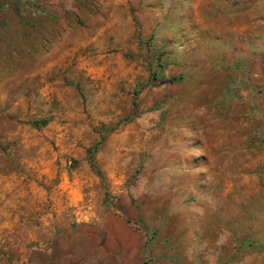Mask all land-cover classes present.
I'll list each match as a JSON object with an SVG mask.
<instances>
[{
	"label": "rangeland",
	"instance_id": "1",
	"mask_svg": "<svg viewBox=\"0 0 264 264\" xmlns=\"http://www.w3.org/2000/svg\"><path fill=\"white\" fill-rule=\"evenodd\" d=\"M0 264H264V0H0Z\"/></svg>",
	"mask_w": 264,
	"mask_h": 264
}]
</instances>
